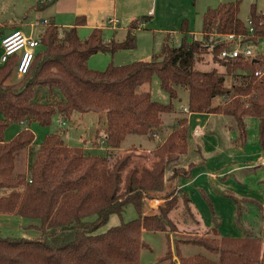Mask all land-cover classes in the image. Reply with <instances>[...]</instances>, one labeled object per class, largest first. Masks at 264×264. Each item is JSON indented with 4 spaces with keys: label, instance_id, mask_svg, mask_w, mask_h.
<instances>
[{
    "label": "trees",
    "instance_id": "trees-1",
    "mask_svg": "<svg viewBox=\"0 0 264 264\" xmlns=\"http://www.w3.org/2000/svg\"><path fill=\"white\" fill-rule=\"evenodd\" d=\"M240 6L241 0H229L208 7L202 15L201 36L191 32L185 21L179 41L174 43L167 35L161 51L150 60L91 68L88 61L94 53L135 47V28L128 27L122 41L106 42L99 26L81 37L77 25L84 18L79 15L70 26L45 23L25 74L16 72L17 55L0 63V213L36 219L28 226L40 231L38 236L0 234V264H141L142 248L148 245L143 234L149 230L165 235L163 250L157 255L159 264H264L262 236L223 233L216 224L210 227V235L195 242L180 244L175 237L173 247L180 262L172 260L168 233L177 229L170 213L178 206V196L163 194L169 163L189 150L191 112L233 117L241 138L248 137L249 123H254L258 148L264 150V60L261 55H221L236 45L238 37L247 46L264 37L263 10L258 11L253 3L245 21L239 15ZM6 33L0 22V40ZM207 53L223 71L219 66L196 67ZM156 73L170 95L169 102L157 101L149 90L140 89ZM227 74L234 79L231 84L226 82ZM183 90L187 91L186 105L179 110L173 99L182 101ZM88 112L98 114L91 143L101 149L69 145L60 129L35 142L33 122L50 125L57 114L65 123ZM14 122L24 127L5 139L7 127ZM158 134L164 137L156 142ZM129 135L154 144L151 165L132 164L131 153L118 158L111 154L122 148ZM174 170L175 175L187 172L182 167ZM81 190L85 192L75 211L89 201L92 190H102L112 203L126 196V203H119L132 204L136 219L93 237L79 235L83 224L60 228L65 224L56 212L62 201ZM155 195L166 199L157 208H148L146 199ZM106 212L100 211L104 218Z\"/></svg>",
    "mask_w": 264,
    "mask_h": 264
},
{
    "label": "rangeland",
    "instance_id": "rangeland-1",
    "mask_svg": "<svg viewBox=\"0 0 264 264\" xmlns=\"http://www.w3.org/2000/svg\"><path fill=\"white\" fill-rule=\"evenodd\" d=\"M221 1L229 0H0V22L4 24V32L20 27L25 33L37 37L45 25L41 19L48 18L59 25L70 26L76 23L77 16L80 15L84 18L77 25L81 37H86L94 27L99 26L104 29L106 42L112 39L122 41L127 36L128 27L135 28V47L113 53L99 51L90 56L89 66L103 70L110 62L125 64L136 60H150L155 53L161 51L167 35L170 36V41H179L180 30L185 21L188 22L191 32L201 36L203 13L208 7H216ZM253 3L258 11H264V0H241L239 15L245 21H248ZM150 10L153 11L152 14L149 13ZM109 19L114 22H109ZM249 45L253 55H261L264 60V37ZM215 66L224 70L213 60L211 53H207L205 59L196 64L201 70H210ZM226 78L228 84L234 81L231 74H227ZM140 89L149 90L157 101L171 100L169 93L161 86L157 73L150 83L142 84ZM184 91L180 94L182 101L173 99L179 110L186 105L187 91L186 94ZM217 100L222 102L223 97H218ZM202 116H206L205 121L189 115V151L180 156L181 161H178L179 158L169 163L166 174L164 196H178V206L170 213L177 229H171L168 233L172 260L176 262L180 261L173 247V239H180V244L195 242L199 237L210 235V227L214 224L227 234L242 235L246 232L264 236V192L259 193V190H264V150L258 151L256 126L249 123L248 137L241 138L233 117L215 113ZM98 119L97 113L88 112L83 116L77 114L72 120L63 123L56 114L50 125L33 122L30 127L36 134L35 142L38 144L47 133L60 129L69 145H87L88 150L96 151L101 148L93 147L91 140L94 139ZM251 120L257 124L255 119ZM23 127L21 123H11L5 131V139H10ZM163 137L164 135L158 134L156 142L163 140ZM194 142L199 143L197 149L193 146ZM153 146L154 144L138 135H129L122 148L110 152L114 158L131 153L134 154L132 164L136 162L151 165ZM181 167L187 172L175 175L174 168ZM231 167H234L232 171L227 170ZM198 172L201 173L194 180V174ZM83 192L85 190L73 191L62 201L56 212L58 220L65 224L60 228H77L79 224H83L77 230L79 235L88 234L93 237L96 234H105L123 222L136 219L134 206L130 203L124 204L126 196L112 203L107 197L108 192L102 190H92L89 201L75 211L74 207ZM165 199L155 195L146 199V204L148 208H157ZM123 201L121 205L119 202ZM253 205L258 206V209L261 207L262 212L252 211ZM109 206L111 211L106 212ZM246 210L250 216H254V221H251L248 214L244 218ZM100 211L106 212L105 218ZM69 219L77 221L68 225L66 222ZM28 222L38 221L16 214L0 213V234H40L36 228L29 227ZM88 222L96 226L90 227ZM164 236L150 230L144 232L143 238L148 245L142 248L141 264H159L157 255L163 250L161 238ZM195 247L197 246H193Z\"/></svg>",
    "mask_w": 264,
    "mask_h": 264
},
{
    "label": "built area",
    "instance_id": "built-area-1",
    "mask_svg": "<svg viewBox=\"0 0 264 264\" xmlns=\"http://www.w3.org/2000/svg\"><path fill=\"white\" fill-rule=\"evenodd\" d=\"M264 13V11H263ZM44 24L48 22L47 19L42 21ZM109 22H114L113 19H109ZM226 37L233 39L234 34H228ZM39 45V40L37 37L25 33L20 28L11 30L10 32L4 34L0 40V63L6 62L10 56L17 55L18 63L16 72L19 75L25 74L35 57L36 49ZM223 57L230 56H250L253 55V51L250 46H245L242 44L241 37H238L236 45L231 49H225L221 52ZM261 73V71H256V74ZM158 201V199H155Z\"/></svg>",
    "mask_w": 264,
    "mask_h": 264
},
{
    "label": "crops",
    "instance_id": "crops-1",
    "mask_svg": "<svg viewBox=\"0 0 264 264\" xmlns=\"http://www.w3.org/2000/svg\"><path fill=\"white\" fill-rule=\"evenodd\" d=\"M152 10H150L149 11V13L150 14H152ZM45 19H47L48 21H49V19L48 18H43V19H41V22L43 21V20H45ZM43 23V22H42ZM17 28H20V27H17ZM8 32H10V31H8ZM207 113H200V112H191L189 115L190 116H192V115H194V116H196V118L197 119H200V120H202V121H205L206 120V116H202V115H206ZM221 115V114H220ZM196 123H198V122H196ZM192 125V124H191ZM235 141H237V140H235ZM193 146H194V148L195 149H197L198 147H199V143L198 142H194L193 143ZM262 149H260V148H258V151H261ZM189 151V150H188ZM226 164H228V162L226 163ZM237 167V166H236ZM234 167H231L230 169H227V170H229V171H232V169H233ZM195 170V169H194ZM201 172H198V173H196V174H194V180H195V178L200 174ZM261 191H263L264 192V190H259V193H261ZM260 206V205H259ZM261 207L258 209V206H255V205H253V207H252V211H255V210H257L259 213L260 212H262L261 210ZM249 211V210H248ZM247 210H246V212H245V215H244V218L246 219V216H247ZM248 216H249V218L251 219V221H254L253 219H254V216H250V214H248ZM258 216H259V218H260V215L258 214ZM30 222H28L27 223V225L29 224ZM256 224H257V222H256ZM245 232V231H244ZM246 233V232H245ZM244 234V233H243ZM39 234H33L32 232L28 235V236H38ZM263 238V240H264V236L262 237ZM263 245H264V243H263Z\"/></svg>",
    "mask_w": 264,
    "mask_h": 264
}]
</instances>
